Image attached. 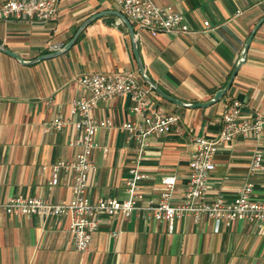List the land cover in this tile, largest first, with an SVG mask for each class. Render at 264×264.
Wrapping results in <instances>:
<instances>
[{
  "label": "crops",
  "instance_id": "1",
  "mask_svg": "<svg viewBox=\"0 0 264 264\" xmlns=\"http://www.w3.org/2000/svg\"><path fill=\"white\" fill-rule=\"evenodd\" d=\"M153 1L181 13L188 30L151 37L132 25L145 73L183 103L209 101L227 83L250 33L264 16V0ZM110 10H118L114 0H58L54 17L45 22L0 18V44L32 61L62 49L87 18ZM95 72L132 74L146 90L148 108L161 106L178 120L172 131L150 135L142 146L135 132L121 126L125 121H142L132 111L136 101L131 95L94 108L98 124L111 120L112 126L100 125L96 133L89 199L127 198L125 180L136 166L146 174L140 204L158 200L161 178L166 175L176 177L172 199L177 202L183 197L188 161L196 148L191 136L216 137L222 114L233 99L241 102V120L264 117V21L255 30L228 90L205 106L168 101L146 85L127 27L112 13L91 20L66 51L49 58L22 63L0 50L1 202L12 196L55 204L72 198L69 172L59 168L58 182L52 185V166L74 159L80 150L69 145L79 137L80 120L78 113L70 115V108L73 100L89 94L76 78ZM69 115L72 124L61 130L51 127L55 117ZM258 152L261 167L252 171ZM213 162L207 202L217 197L231 202L237 189L251 182V197L264 203V128L259 134L220 143ZM69 222V215L0 211V264H264V224L257 226L247 219L222 225L215 233L214 221L206 215L197 223L185 216L175 220L170 232L167 221L155 220L151 211L135 210L126 218L97 214V227L84 252L75 247Z\"/></svg>",
  "mask_w": 264,
  "mask_h": 264
},
{
  "label": "built area",
  "instance_id": "2",
  "mask_svg": "<svg viewBox=\"0 0 264 264\" xmlns=\"http://www.w3.org/2000/svg\"><path fill=\"white\" fill-rule=\"evenodd\" d=\"M114 1L118 10L137 28V32L147 31L151 37H156L163 32L188 30L182 14L170 5H160L153 0ZM57 3L58 0H6L0 3V18L45 22L54 17ZM204 25L207 26L208 21H205ZM76 80L89 93L88 96L73 100L70 108V115L78 113L80 120L76 124L79 137L71 139L69 145H78L80 150L74 159L54 163L50 181L52 185L57 184V173L61 167L69 172L72 198L55 204L40 198L12 196L5 202L0 201V211L11 214L69 215L68 230L75 247L81 252L86 251L92 241V234L97 227V214H104L107 218L118 215L126 218L135 210L151 211L155 220L167 221L170 232L173 231L175 220L185 216H190L197 223L202 215H206L214 221L215 233L220 231L222 225L228 226L232 221L247 219L257 226L264 224V203L251 197L253 191L251 182L243 183L231 202H225L221 197L215 198L212 202L205 200L207 178L215 168L213 157L218 151L219 144L229 142L237 136L246 137L251 132L259 134L264 128V117L260 115H256L252 120L240 119L241 102L237 99L228 103L216 137H190L196 148L190 154L183 197L180 201L174 202L172 199L176 177L166 175L161 178L162 189L158 200L147 205L140 204L141 181L146 178V174L136 166L130 169L131 176L125 180L129 194L127 198H98L91 201L87 195V187L89 175L95 170L91 155L97 146L96 133L100 125L112 126L111 120L98 124L92 115L94 108L114 97L131 95L136 101L132 111L141 117L142 121L139 122L138 119L133 122L125 121L121 126L130 133L135 132L142 146L147 145L148 136L172 131L178 117L166 112L161 106L148 108L145 101L146 90L130 73L121 75L95 72L78 76ZM70 115L55 117L51 121V127L61 130L72 124ZM103 151L106 152L107 149ZM261 163L262 155L259 152L255 153L252 171L259 169Z\"/></svg>",
  "mask_w": 264,
  "mask_h": 264
},
{
  "label": "water",
  "instance_id": "3",
  "mask_svg": "<svg viewBox=\"0 0 264 264\" xmlns=\"http://www.w3.org/2000/svg\"><path fill=\"white\" fill-rule=\"evenodd\" d=\"M105 13L115 14L122 21V23H124L126 25L127 30H128V33H129L130 38H131V41H132L133 52H134V56H135V59H136L137 65H138V70L140 72V75H141L143 81L152 90H154L156 93H158V95L161 96L162 98H164V99H166L168 101H171V102L180 104V105H187V106H191V107H193V106H205V105L211 104L213 102H216L228 90V88L230 87V84H231L234 76L236 75L237 70L239 69L240 65L245 61V57H246V53H247V48L249 46L250 40H251V38H252L255 30L264 21V16H263L258 21V23L255 25V27L252 30V32L250 33V36L248 37V39H247V41H246V43L244 45V48L242 50L241 56H240L237 64L233 68V70L231 72V75H230L227 83L225 84V86L222 89L217 90L215 92L214 96L212 97V99H210L207 102H203V103H183L182 101H180V100H178V99H176V98L168 95L167 93H165L155 82H153L151 80V78H149L147 76V74L145 73V70H144V66H143V64L141 62V59H140L139 51H138L137 46H136L135 35H134V30H133L132 24L130 23V21L128 20V18L123 13H121L119 10L101 11V12H98V13L93 14L92 16H90L89 18H87V20L84 21L80 25V27L74 33L73 37L70 39V41L62 49H60V50H58L56 52H53V53H49V54H45V55H40L39 57H37L36 59H33L32 61H24L22 59V57H20V55H18L17 53H15V52L7 49L2 44H0V50L3 51L4 53L8 54V55H11V56L19 59L22 63H32V62H34L35 60H38V59H44V58H49V57L54 56V55H58V54H60V53H62L64 51H66L72 45V43L75 41V39L77 38V36L80 33V31L84 28V26L87 23H89L91 20H93V19H95V18H97L99 16L104 15Z\"/></svg>",
  "mask_w": 264,
  "mask_h": 264
},
{
  "label": "trees",
  "instance_id": "4",
  "mask_svg": "<svg viewBox=\"0 0 264 264\" xmlns=\"http://www.w3.org/2000/svg\"><path fill=\"white\" fill-rule=\"evenodd\" d=\"M144 82V81H143ZM145 83V82H144ZM146 84V83H145ZM147 85V84H146Z\"/></svg>",
  "mask_w": 264,
  "mask_h": 264
},
{
  "label": "rangeland",
  "instance_id": "5",
  "mask_svg": "<svg viewBox=\"0 0 264 264\" xmlns=\"http://www.w3.org/2000/svg\"><path fill=\"white\" fill-rule=\"evenodd\" d=\"M164 99V98H163Z\"/></svg>",
  "mask_w": 264,
  "mask_h": 264
}]
</instances>
